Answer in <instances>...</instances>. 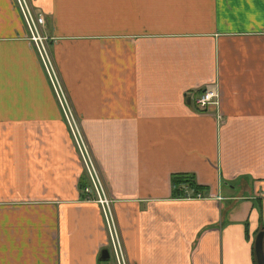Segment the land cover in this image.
Masks as SVG:
<instances>
[{
  "label": "crops",
  "instance_id": "1",
  "mask_svg": "<svg viewBox=\"0 0 264 264\" xmlns=\"http://www.w3.org/2000/svg\"><path fill=\"white\" fill-rule=\"evenodd\" d=\"M28 1L125 264H255L264 0ZM26 36L0 0V264H114L100 260L101 212L81 200L78 153ZM205 86L217 105L198 112ZM176 175L194 187L172 188Z\"/></svg>",
  "mask_w": 264,
  "mask_h": 264
},
{
  "label": "built area",
  "instance_id": "2",
  "mask_svg": "<svg viewBox=\"0 0 264 264\" xmlns=\"http://www.w3.org/2000/svg\"><path fill=\"white\" fill-rule=\"evenodd\" d=\"M13 2L25 27L27 40L32 45L39 58L40 64L49 82V86L51 87V91L53 92V96L58 103L60 113L65 120L70 137L78 153L86 183L79 188L81 200L94 202L98 205L107 235V246L105 248L108 252L107 255H110L114 264H125L124 253L116 235L111 217V200L104 191L91 156L77 130L76 122L73 118L70 107L65 100L64 93L57 82L58 78L56 73H54V66L45 47L47 38L42 36L38 30L40 19L35 17L32 11H30L27 0H13ZM217 100L218 93L215 90V87L205 86L202 87V90L199 91V93L194 95L192 105L196 111L204 112L208 110V108L216 106Z\"/></svg>",
  "mask_w": 264,
  "mask_h": 264
},
{
  "label": "water",
  "instance_id": "3",
  "mask_svg": "<svg viewBox=\"0 0 264 264\" xmlns=\"http://www.w3.org/2000/svg\"><path fill=\"white\" fill-rule=\"evenodd\" d=\"M263 232L262 230L257 232L253 239V256L255 264H264V254L262 249ZM108 258L107 251L103 249L100 252V260H106Z\"/></svg>",
  "mask_w": 264,
  "mask_h": 264
},
{
  "label": "rangeland",
  "instance_id": "4",
  "mask_svg": "<svg viewBox=\"0 0 264 264\" xmlns=\"http://www.w3.org/2000/svg\"><path fill=\"white\" fill-rule=\"evenodd\" d=\"M27 3H28V6H29V9H30V11H32V6H31V3H30V1H28L27 0ZM41 24V21H40V23L38 24V26ZM54 38V37H53ZM58 38V37H57ZM56 37L54 38L55 40L57 39ZM25 39H27V36L25 37ZM53 70H54V73L56 72L55 71V69L53 68ZM57 75V74H56ZM57 78H58V76H57ZM57 82L59 83V86H60V88L62 89V92L64 93V97H65V100H66V102H67V104L69 105V99H68V97H67V95H66V91H65V89H64V87H63V84L61 83V80H57ZM51 88V87H50ZM53 93V92H52ZM69 107H70V105H69ZM70 109H71V107H70ZM72 111V110H71ZM72 113V112H71ZM73 115V114H72ZM73 118H74V120H75V122H76V127H77V130H78V132H79V134H80V136H81V138H82V141H83V143H84V145H85V147L87 148V144H86V142H85V139H84V136H83V133H80V130H79V125H78V122L76 121V119H75V117L73 116ZM61 119L63 120V123L65 124V120H64V118H63V116H62V114H61ZM65 127H66V125H65ZM68 131V130H67ZM70 135V134H69ZM76 149V148H75ZM88 150V149H87ZM89 152V151H88Z\"/></svg>",
  "mask_w": 264,
  "mask_h": 264
},
{
  "label": "trees",
  "instance_id": "5",
  "mask_svg": "<svg viewBox=\"0 0 264 264\" xmlns=\"http://www.w3.org/2000/svg\"><path fill=\"white\" fill-rule=\"evenodd\" d=\"M181 183H185V184H188L190 186H193L192 179H190L189 176H186V175H176V176H173L172 177V179H171L172 188H176Z\"/></svg>",
  "mask_w": 264,
  "mask_h": 264
}]
</instances>
